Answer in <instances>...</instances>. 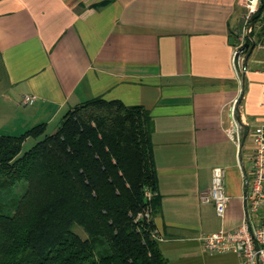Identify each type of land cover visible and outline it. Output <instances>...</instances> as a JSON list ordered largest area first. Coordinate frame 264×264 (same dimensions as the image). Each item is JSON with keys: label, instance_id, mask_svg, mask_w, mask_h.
Masks as SVG:
<instances>
[{"label": "crops", "instance_id": "crops-1", "mask_svg": "<svg viewBox=\"0 0 264 264\" xmlns=\"http://www.w3.org/2000/svg\"><path fill=\"white\" fill-rule=\"evenodd\" d=\"M245 13V0H0V134L40 123L57 131L67 111L97 96L144 106L161 198L154 220L169 264H240L201 236L243 222L264 125L262 20L235 64ZM28 94L33 103L23 102ZM215 166L227 168L224 219L200 197Z\"/></svg>", "mask_w": 264, "mask_h": 264}, {"label": "trees", "instance_id": "trees-1", "mask_svg": "<svg viewBox=\"0 0 264 264\" xmlns=\"http://www.w3.org/2000/svg\"><path fill=\"white\" fill-rule=\"evenodd\" d=\"M260 19L264 0L252 16ZM152 127L144 106L97 96L67 111L53 134L47 123L0 134V197L27 181L15 213L0 211V264H169L156 237ZM31 136L42 138L20 154Z\"/></svg>", "mask_w": 264, "mask_h": 264}, {"label": "built area", "instance_id": "built-area-1", "mask_svg": "<svg viewBox=\"0 0 264 264\" xmlns=\"http://www.w3.org/2000/svg\"><path fill=\"white\" fill-rule=\"evenodd\" d=\"M257 3L258 0L247 1V20L252 18L256 12ZM251 30L252 28L249 26L248 32ZM34 101L35 96L30 94L25 95L23 99L24 103H33ZM237 102L238 100L232 107L234 119H237ZM232 133L238 145L241 146L243 130L242 125L237 120ZM254 143L252 174L243 196V222L236 228L222 227L217 231L204 233L201 236L207 250L211 252L234 251L240 257V264H264V125L256 129ZM241 166L243 167L242 164ZM245 170L248 179L247 169ZM226 176V167L215 166L212 171L211 185L200 193L203 201L213 202L217 215L222 219L226 217L231 201V196L227 191ZM146 194L148 197H152L153 192L147 189ZM144 216L150 218V212L146 211ZM156 237L161 238L160 236Z\"/></svg>", "mask_w": 264, "mask_h": 264}, {"label": "rangeland", "instance_id": "rangeland-1", "mask_svg": "<svg viewBox=\"0 0 264 264\" xmlns=\"http://www.w3.org/2000/svg\"><path fill=\"white\" fill-rule=\"evenodd\" d=\"M247 1L248 0H245V8H246V13H245V16H244V26H243V30H242V34H243V38L242 40L245 42L244 38H245V35L248 36V29H249V26H251V23L254 22V20H252V18H250L249 20H247V12H248V8H247ZM263 3V0H258V3H257V10H256V14L258 15V12L260 11V6L261 4ZM254 13V14H255ZM253 14V15H254ZM252 15V16H253ZM262 20V19H260ZM263 21V20H262ZM262 21H258L257 22V25L258 27L259 26H262ZM255 24V23H254ZM254 27V26H253ZM253 29V28H252ZM243 44V43H242ZM241 44V45H242ZM245 51H242L241 53V56H244L245 54ZM1 72V71H0ZM0 84L1 83V80H0ZM3 85H0V90L2 89ZM56 124L57 123H54V124H51L47 130H46V133L47 134H53L56 132ZM250 137L251 135L248 137V142L250 143L251 140H250ZM42 137L40 138H35V137H29L28 139L25 140L24 144H23V148H22V151L20 154H23L24 152H26L27 150H29L30 148H32L39 139H41ZM27 189V181L25 180H22V181H19L16 186H14L12 189H8L1 197H0V200H4L5 202L6 201H9L8 203H5L1 208H0V211L4 212V213H7V214H14L15 213V206H16V203L14 202H17L18 199L24 194V192L26 191ZM74 230L79 233L83 238H86L87 237V233L85 232V230L78 226V225H75L74 226Z\"/></svg>", "mask_w": 264, "mask_h": 264}, {"label": "water", "instance_id": "water-1", "mask_svg": "<svg viewBox=\"0 0 264 264\" xmlns=\"http://www.w3.org/2000/svg\"><path fill=\"white\" fill-rule=\"evenodd\" d=\"M253 26H254V22L251 23V28H253ZM248 37L253 41V44H254V39L252 37L251 31L248 32ZM250 46H251V43L249 41H246L237 50V52L235 54V64L238 68L240 67V63H239L240 61L239 60H240V56H241L242 51L249 49ZM239 121H240V119H239ZM240 122H242V121H240ZM246 135L247 134L244 135V139L246 138Z\"/></svg>", "mask_w": 264, "mask_h": 264}]
</instances>
